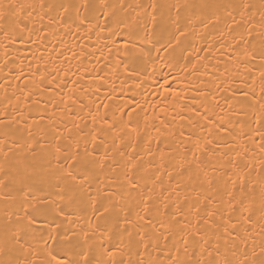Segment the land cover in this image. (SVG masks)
<instances>
[{
  "label": "snow or ice",
  "instance_id": "1",
  "mask_svg": "<svg viewBox=\"0 0 264 264\" xmlns=\"http://www.w3.org/2000/svg\"><path fill=\"white\" fill-rule=\"evenodd\" d=\"M0 264H264V0H0Z\"/></svg>",
  "mask_w": 264,
  "mask_h": 264
},
{
  "label": "bare ground",
  "instance_id": "2",
  "mask_svg": "<svg viewBox=\"0 0 264 264\" xmlns=\"http://www.w3.org/2000/svg\"><path fill=\"white\" fill-rule=\"evenodd\" d=\"M162 72H163L164 75H166L167 74V69H163Z\"/></svg>",
  "mask_w": 264,
  "mask_h": 264
}]
</instances>
